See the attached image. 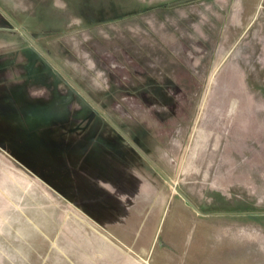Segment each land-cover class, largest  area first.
<instances>
[{"label":"rangeland","instance_id":"rangeland-1","mask_svg":"<svg viewBox=\"0 0 264 264\" xmlns=\"http://www.w3.org/2000/svg\"><path fill=\"white\" fill-rule=\"evenodd\" d=\"M254 212L264 0H0V264H264Z\"/></svg>","mask_w":264,"mask_h":264},{"label":"water","instance_id":"water-1","mask_svg":"<svg viewBox=\"0 0 264 264\" xmlns=\"http://www.w3.org/2000/svg\"><path fill=\"white\" fill-rule=\"evenodd\" d=\"M20 30V29H19ZM21 33H23L25 35V32L20 30ZM161 173V172H160ZM162 174V173H161ZM162 176L164 177V179L168 182V184L172 187H174L175 191L187 202L189 203L198 213H200L201 215H206V213L201 212L200 210H198V208L181 192V190L176 187L175 183L172 182L168 177H166L164 174H162ZM256 214H263L264 212H254ZM208 214H221L220 212H216V213H208ZM223 214V213H222Z\"/></svg>","mask_w":264,"mask_h":264},{"label":"trees","instance_id":"trees-1","mask_svg":"<svg viewBox=\"0 0 264 264\" xmlns=\"http://www.w3.org/2000/svg\"><path fill=\"white\" fill-rule=\"evenodd\" d=\"M27 36H28V34H26ZM26 37V36H25ZM29 41H31V43L34 45V46H36L37 48H38V45L29 37V38H27ZM38 50L42 53V54H44V51L40 48H38ZM44 56L45 57H47L45 54H44Z\"/></svg>","mask_w":264,"mask_h":264},{"label":"flooded vegetation","instance_id":"flooded-vegetation-1","mask_svg":"<svg viewBox=\"0 0 264 264\" xmlns=\"http://www.w3.org/2000/svg\"><path fill=\"white\" fill-rule=\"evenodd\" d=\"M128 140V139H127ZM128 142H130L129 140H128ZM130 144L144 157V158H146L145 157V155L132 143V142H130ZM147 161H149L148 159H147Z\"/></svg>","mask_w":264,"mask_h":264},{"label":"bare ground","instance_id":"bare-ground-1","mask_svg":"<svg viewBox=\"0 0 264 264\" xmlns=\"http://www.w3.org/2000/svg\"><path fill=\"white\" fill-rule=\"evenodd\" d=\"M174 188V187H173Z\"/></svg>","mask_w":264,"mask_h":264}]
</instances>
